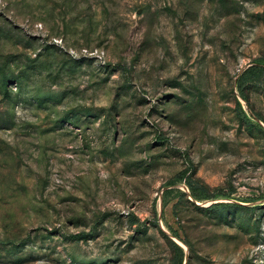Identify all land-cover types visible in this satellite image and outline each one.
Listing matches in <instances>:
<instances>
[{
  "label": "rangeland",
  "instance_id": "rangeland-1",
  "mask_svg": "<svg viewBox=\"0 0 264 264\" xmlns=\"http://www.w3.org/2000/svg\"><path fill=\"white\" fill-rule=\"evenodd\" d=\"M256 62L264 0H0V264H264Z\"/></svg>",
  "mask_w": 264,
  "mask_h": 264
},
{
  "label": "trees",
  "instance_id": "trees-1",
  "mask_svg": "<svg viewBox=\"0 0 264 264\" xmlns=\"http://www.w3.org/2000/svg\"><path fill=\"white\" fill-rule=\"evenodd\" d=\"M263 81H264V63L256 62L254 64H251L242 72L238 80L239 88H240L242 95L247 100H249L246 94V88L250 85H259ZM186 181L188 183V186L191 189L192 194L196 198L201 199V198H209L213 196V195H210L209 193L208 185L190 176L186 179ZM225 203L226 202H217L214 204V207H220L222 205H225ZM133 222H136V220H134ZM175 244L178 247V249L182 251L181 246L177 243ZM172 264H183L182 256H180V254H177Z\"/></svg>",
  "mask_w": 264,
  "mask_h": 264
}]
</instances>
